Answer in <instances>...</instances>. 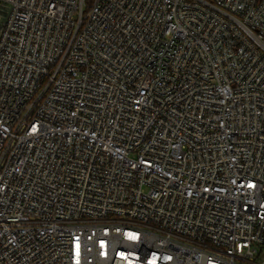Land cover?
<instances>
[{
    "label": "built area",
    "instance_id": "1",
    "mask_svg": "<svg viewBox=\"0 0 264 264\" xmlns=\"http://www.w3.org/2000/svg\"><path fill=\"white\" fill-rule=\"evenodd\" d=\"M0 2V264H264V0Z\"/></svg>",
    "mask_w": 264,
    "mask_h": 264
},
{
    "label": "rangeland",
    "instance_id": "2",
    "mask_svg": "<svg viewBox=\"0 0 264 264\" xmlns=\"http://www.w3.org/2000/svg\"><path fill=\"white\" fill-rule=\"evenodd\" d=\"M9 6L7 4L0 2V24L2 20L6 17V13H8Z\"/></svg>",
    "mask_w": 264,
    "mask_h": 264
}]
</instances>
